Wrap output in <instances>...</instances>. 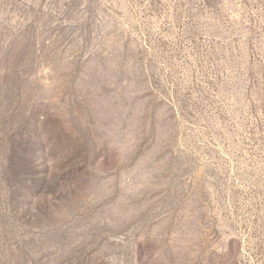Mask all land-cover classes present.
Listing matches in <instances>:
<instances>
[{
    "label": "rangeland",
    "instance_id": "obj_1",
    "mask_svg": "<svg viewBox=\"0 0 264 264\" xmlns=\"http://www.w3.org/2000/svg\"><path fill=\"white\" fill-rule=\"evenodd\" d=\"M0 264H264V0H0Z\"/></svg>",
    "mask_w": 264,
    "mask_h": 264
}]
</instances>
